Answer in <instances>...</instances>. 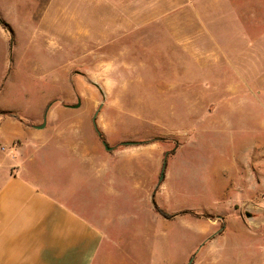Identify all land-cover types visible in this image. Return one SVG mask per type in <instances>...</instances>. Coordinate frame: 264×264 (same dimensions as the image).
Listing matches in <instances>:
<instances>
[{
  "label": "rangeland",
  "instance_id": "374dc122",
  "mask_svg": "<svg viewBox=\"0 0 264 264\" xmlns=\"http://www.w3.org/2000/svg\"><path fill=\"white\" fill-rule=\"evenodd\" d=\"M44 91L79 103L55 121L98 110L109 147L165 149L156 203L174 220L149 250L264 264V0H0L1 99L25 119Z\"/></svg>",
  "mask_w": 264,
  "mask_h": 264
},
{
  "label": "crops",
  "instance_id": "0c3cea01",
  "mask_svg": "<svg viewBox=\"0 0 264 264\" xmlns=\"http://www.w3.org/2000/svg\"><path fill=\"white\" fill-rule=\"evenodd\" d=\"M53 96L44 91L24 119L0 93V264H180L146 239L174 218L155 210L165 149L142 141L106 150L84 116L54 120L79 106L47 105ZM188 218L203 240L211 228Z\"/></svg>",
  "mask_w": 264,
  "mask_h": 264
},
{
  "label": "water",
  "instance_id": "95a60500",
  "mask_svg": "<svg viewBox=\"0 0 264 264\" xmlns=\"http://www.w3.org/2000/svg\"><path fill=\"white\" fill-rule=\"evenodd\" d=\"M78 106H79V103L76 104V105H74L73 107H78ZM99 109H100V107H99ZM97 114H98V110L95 112V114H94V116H93V118H92V124H93V126H94L96 132L98 133V131H97V127H96V122H95V119H96ZM44 126H45V121H44L40 126H38V127H39V128H43ZM103 146H104V148H105L106 150H110V149H111L109 146H107V144H106L105 142H103ZM161 176H162V173H161ZM246 216L248 217L249 215L246 214Z\"/></svg>",
  "mask_w": 264,
  "mask_h": 264
},
{
  "label": "trees",
  "instance_id": "16d2710c",
  "mask_svg": "<svg viewBox=\"0 0 264 264\" xmlns=\"http://www.w3.org/2000/svg\"><path fill=\"white\" fill-rule=\"evenodd\" d=\"M100 136L102 137L101 134H100ZM155 210H156L157 213H159L161 216H163V217H165V218H167V219L172 217V216L166 214L164 211H162V210H160L159 208H157L156 206H155Z\"/></svg>",
  "mask_w": 264,
  "mask_h": 264
}]
</instances>
